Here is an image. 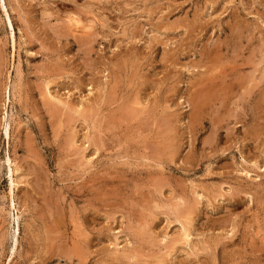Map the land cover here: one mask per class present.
<instances>
[{"label": "rangeland", "instance_id": "1", "mask_svg": "<svg viewBox=\"0 0 264 264\" xmlns=\"http://www.w3.org/2000/svg\"><path fill=\"white\" fill-rule=\"evenodd\" d=\"M125 1L0 0V264H264V0Z\"/></svg>", "mask_w": 264, "mask_h": 264}, {"label": "bare ground", "instance_id": "2", "mask_svg": "<svg viewBox=\"0 0 264 264\" xmlns=\"http://www.w3.org/2000/svg\"><path fill=\"white\" fill-rule=\"evenodd\" d=\"M61 1H63V0H61ZM67 1H69V0H67ZM97 1L99 2V0H97ZM116 1H117V0H116ZM120 1H121V0H120ZM124 1H125V0H124ZM102 2H103V1H102ZM122 2H123V1H122ZM125 2H126V1H125ZM128 2H129V1H128ZM128 2H127V3H128ZM222 2H223V1H222ZM84 3H85V2H84ZM110 3H111V2H110ZM112 3H114V2H112ZM2 4H3V3H2ZM69 4H70V3H69ZM71 4H72V3H71ZM82 4H83V3H82ZM82 4H81V5H82ZM94 4H95V3H94ZM120 4H121V3H120ZM60 5H61V4H60ZM66 5H67V4H66ZM88 5H90V4H88ZM103 5H104V4H103ZM132 5H134V4H132ZM132 5H131V6H132ZM153 5H154V4H153ZM3 6H4V5H3ZM3 6H2V7H3ZM63 6H64V4H63ZM86 6H87V5L85 4V7H86ZM106 6H107V5H106ZM111 6H112V5H111ZM126 6H127V5H126ZM135 6H136V5H135ZM61 7H62V5H61ZM74 7H75V5H74ZM87 7H88V6H87ZM92 7H95V6H92ZM132 7H133V6H132ZM132 7H131V8H132ZM3 8H4V7H3ZM62 8H63V7H62ZM70 8H71V7H70ZM75 8H76V7H75ZM83 8H84V6H83ZM95 8H96V7H95ZM100 8H101V7H100ZM59 9H60V8H59ZM67 9H68V8H67ZM86 9H87V8H86ZM90 9H91V8H90ZM105 9H106V7H105ZM109 9H111V8H109ZM113 9H114V7H113ZM116 9H117V7H116ZM128 9H129V7H128ZM134 9H135V8H134ZM68 10H69V9H68ZM71 10H72V9H71ZM93 10H94V9H93ZM95 10H97V9H95ZM95 10L92 11V12L95 13ZM107 10H108V8H107ZM117 10H118V9H117ZM119 10H120V9H119ZM69 11H70V10H69ZM74 11H75V10H73V12H74ZM90 11H91V10H90ZM98 11H99V10H98ZM122 11H123V10H122ZM122 11H121V12H122ZM126 11H127V10H126ZM130 11H131V10H130ZM65 12H66V11H65ZM75 12H76V11H75ZM85 12H86V11H85ZM87 12H89V8H88ZM96 12H97V11H96ZM99 12H100V11H99ZM102 12H103V11H102ZM110 12H111V11H110ZM110 12H109V13H110ZM112 12H113V10H112ZM117 12H118V11H117ZM67 13H69V12L67 11ZM104 13H105V12H104ZM76 14H77V13H76ZM76 14H75L74 16H77ZM98 14H99V13H98ZM105 14H106V13H105ZM66 15H67V14H66ZM102 15H103V14H102ZM102 15H101V16H102ZM74 16H73V17H74ZM105 16H106V15H105ZM105 16L103 15L102 18L105 17ZM7 17H8V16H7ZM98 17H99V16H98ZM106 17H107V16H106ZM70 18H71V17H70ZM96 18H97V17H96ZM7 19H8V18H7ZM94 19H95V18H94ZM94 19H93V20H94ZM72 20H73V19H72ZM82 20H83V18H82ZM103 21H105V20H102V22H103ZM193 21H194V20H193ZM200 21H201V20H200ZM58 22H59V21H58ZM68 22H69V20H68ZM108 22H109V21H108ZM6 23H7V22H6ZM72 23H73V22H72ZM86 23H87V22H86ZM194 23H195V22H194ZM68 24H69V23H68ZM8 25H9L10 30L13 31V30H12V26H11V24H10V22H9V19H8ZM104 25H106V23H105ZM60 26H61V25H60ZM67 26H68V25H67ZM74 26H75V25H74ZM234 26H235V25H234ZM55 27H56V26H55ZM108 27H109V26H108ZM174 27H175V26H174ZM96 28H97V27H96ZM104 28H105V27H104ZM106 28H107V27H106ZM57 29H58V28H56V31H57ZM108 29H109V28H108ZM108 29H107V30H108ZM135 29H136V28H135ZM171 29H173V26L171 27ZM67 30H68V28H67ZM70 30H71V29H70ZM105 30H106V29H105ZM173 30H174V29H173ZM65 31H66V30H65ZM131 31H132V30H131ZM165 31H166V30H165ZM167 31H168V30H167ZM170 31H171V30H170ZM106 32H108V31H106ZM121 32H124V31H121ZM254 32H255V31H254ZM10 33H11V32H10ZM100 33H101V32H100ZM109 33H110V32H109ZM134 33H135V32H134ZM68 34H69V33H68ZM103 34H104V32H103ZM112 34H113V33H112ZM10 35H11V34H10ZM78 35H79V34H78ZM126 35H127V34H126ZM129 35H130V34H129ZM132 35H133V34H132ZM57 36H58V35H57ZM60 36H61V35H60ZM63 36H65V35H63ZM63 36H62V37H63ZM66 36H67V35H66ZM85 36H86V35H85ZM111 36H112V35H111ZM113 36H114V35H113ZM79 37H80V35H79ZM82 37H83V36H82ZM91 37H92V34H91ZM99 37H100V36H99ZM132 37H133V36H132ZM160 37H161V36H160ZM184 37H185V36H184ZM69 38H70V37H69ZM123 38H124V37H123ZM127 38H128V37H127ZM73 39H74V38H73ZM91 39H92V38H91ZM135 39H136V38H135ZM84 40H85V39L83 38V42H84ZM120 40H121V39H120ZM128 41H130V40H128ZM74 42H75V41H74ZM85 42H86V41H85ZM91 42H93V41H90V43H91ZM112 42H113V41H112ZM115 42H116V41H115ZM125 42H126V40H125ZM153 42H154V41H153ZM181 42H182V41H181ZM90 43H88V44H90ZM161 43H162V42H161ZM115 44H116V43H115ZM121 44H122V43H121ZM126 44H127V43H126ZM145 45H146V43H145ZM166 45H167V44H166ZM86 46H87V43H86ZM177 46H178V45H177ZM214 46H215V45H214ZM81 47H83V46H81ZM87 47H88V46H87ZM89 47H90V45H89ZM116 47H117V46H116ZM221 47H222V46H221ZM221 47H220V48H221ZM227 48H228V46H227ZM114 49H115V48H114ZM203 49H204V48H203ZM88 50H89V48H88ZM91 50H92V49H91ZM208 50L210 51V49H208ZM215 50H216V49H215ZM164 52H165V51H164ZM213 52H214V51H213ZM88 53H89V52H88ZM218 53H219V52H218ZM220 53H221V52H220ZM171 54H172V53H171ZM200 54H201V53H200ZM207 54H208V53H207ZM215 54H216V53H215ZM169 55H170V54H169ZM219 55L221 56V54H219ZM213 56H214V55H213ZM217 56H218V54L216 55V59H217ZM204 57H205V55H204ZM218 57H219V56H218ZM201 58H202V57H201ZM221 58H222V56H221ZM204 59H205V58H204ZM253 59H254V57H253ZM127 60H128V59H127ZM199 60H200V59H199ZM211 60H212V59H211ZM220 60H222V59L219 58V59H218V63H219ZM223 60H224V59H223ZM223 60H222V61H223ZM200 61H201V60H200ZM203 61H204V60H202V64H203ZM212 61H213V60H212ZM234 61H235V60H234ZM166 62H167V61H166ZM204 62H205V61H204ZM220 62H221V61H220ZM230 62H233V61L231 60ZM200 63H201V62H200ZM224 63L226 64V62H224ZM196 64H197V63H196ZM222 64H223V63H222ZM203 65H204V64H203ZM231 65H232V64H231ZM123 66H124V65H123ZM198 66H199V65H198ZM215 66H216V65H215ZM89 67H90V66H89ZM200 67H201V66H200ZM222 67H223V66H222ZM234 67H235V66H234ZM208 68H209V67H208ZM236 70H237V69H236ZM236 70H235V71H236ZM208 71L210 72V70H208ZM237 71H239V70H237ZM206 72H207V71H206ZM212 72H213V71H212ZM251 72H252V71H251ZM202 73H203V72H202ZM218 73H219V71H218ZM234 73H235V72H234ZM234 73H233V74H234ZM237 73H238V72H237ZM244 73H245V72H244ZM210 74H211V73H210ZM254 74H255V73H254ZM207 75H209V74H207ZM211 75H212V74H211ZM234 75H235V74H234ZM204 76H205V75H203V77H204ZM216 76H217V75H216ZM236 76H237V74H236ZM236 76H235V77H236ZM251 76H253V75H251ZM231 77H232V76H231ZM235 77H234V78H235ZM205 78H206V77H204V79H205ZM216 78H218V77H216ZM229 78H230V77H229ZM240 78H241V77H239V79H238V78H237V79H233V80H235V83H234L235 85L240 86L239 84H237V83H239L238 80H241ZM246 78H247V77H246ZM252 78H253V77H252ZM199 79H200V78H199ZM202 79H203V78H201V80H199V82H200V81L203 82L204 79H203V80H202ZM208 79H209V78H208ZM250 79H251V78H250ZM229 80H230V79H229ZM231 80H232V79H231ZM233 80H232V82H234ZM236 80H237L238 82H237ZM242 80H244L243 77H242ZM210 81H211V80H210ZM212 81H213V80H212ZM259 81H260V80H259ZM193 82H198V80H196V81L193 80ZM230 83H231V81H230ZM241 83H242V82H241ZM243 83H245V81H244ZM263 83H264V82H263ZM192 84H193V83H192ZM195 84H196V83H195ZM214 84H215V83H214ZM234 84H232V86H234ZM247 84H248V83H247ZM215 85H216V84H215ZM220 85H222V82H221ZM248 85H249V84H248ZM217 86H218V85H216V87H217ZM223 86H226V85L224 84ZM250 86H252V85H250ZM250 86H248V87L250 88ZM193 87H195V86H193ZM205 87H206V86H205ZM205 87H204V88H205ZM216 87H215V88H216ZM243 87H244V85H243ZM257 87H258V86H257ZM113 88H114V87H113ZM199 88H200V87H199ZM201 88H202V87H201ZM220 88H222V87H220ZM227 88H229V87L227 86ZM252 88H254V87L252 86ZM213 89H214V88H213ZM241 89H242V88H241ZM255 89H256V88H255ZM223 90H224V89H223ZM226 90H227V89H226ZM228 90H229V92H230V89H228ZM253 91H254V90H253ZM208 93H209V92H208ZM227 93H228V92H227ZM231 93H233V92H231ZM197 94H198V93H197ZM202 94H203V93H202ZM224 94H225V93H224ZM110 97H111V96H110ZM192 97H193V96H192ZM192 97H191V98H192ZM242 97H243V95H242ZM259 97H260V96H259ZM122 99H123V98H122ZM192 99H193V98H192ZM262 99H263V98H262ZM203 100H204V99H203ZM255 100H256V99H255ZM134 101H135V100H134ZM114 102H115V100H114ZM194 102H195V101H194ZM194 102H193V104H191V105H195L196 103L194 104ZM263 102H264V101H263ZM51 103H52V102H51ZM51 103H50V104H51ZM111 103H112V102H111ZM255 103H256V102H255ZM124 104H125V103H124ZM203 104H204V103H203ZM205 104H207V103H205ZM112 105H113V104H112ZM127 106H128V105H127ZM195 106H196V105H195ZM203 106H204V105H203ZM203 106H202V107L199 106V107H201V109H202ZM229 106H230V105H229ZM254 106H255V105H254ZM57 107H58V106H57ZM57 107H56V108H57ZM255 108H256V107H255ZM81 109H82V108H81ZM228 109H229V108H228ZM229 110H230V109H229ZM263 110H264V109H263ZM77 111H78V110H77ZM77 111H76V112H77ZM87 111H88V110H87ZM196 111H197V110L195 109L194 112H196ZM148 112H149V111H148ZM197 112H198V111H197ZM67 113H68V112H67ZM79 113H80V112H79ZM79 113H78V115H79ZM120 113H121V112H120ZM198 113H199V112H198ZM201 113L203 114L202 111H201ZM80 114H81V113H80ZM194 114H195V113H194ZM196 114H197V113H196ZM214 114H215V113H214ZM226 114H227V113H226ZM258 114H259V113H258ZM85 115H87V113H86ZM124 115H125V114H124ZM127 115H128V114H127ZM131 115H132V114H131ZM200 115H201V114H200ZM231 115H232V114H231ZM59 116H60V115H59ZM188 116H190V114H189ZM172 117H173V116H172ZM191 117H192V116H191ZM60 118H61V117H60ZM68 118H69V117H68ZM53 119H54V118H53ZM136 119H137V118H136ZM166 119H167V118H166ZM172 119H173V118H172ZM172 119H171V120H172ZM163 121H164V120H163ZM169 121H170V120H169ZM191 121H192V120H191ZM213 121H214V120H213ZM170 122H171V121H170ZM168 123H169V122H168ZM221 123H222V122H221ZM191 124H192V122H191ZM9 125H10V124H9ZM262 126H263V125H262ZM192 127H193V126H192ZM9 128H10V127H9ZM168 128H169V127H168ZM257 129H259V128H257ZM255 130H256V129H255ZM251 133H252V132H251ZM7 134H8V133H7V129H5V136H7ZM73 134H74V133H73ZM162 134H163V133H162ZM165 134H166V133H165ZM249 134H250V133H249ZM169 135H170V134H169ZM257 135H258V134H257ZM257 135H256V136H257ZM259 135H260V134H259ZM163 136H164V135H163ZM171 136H173V135H171ZM173 140H174V139H173ZM91 141H92V140H91ZM166 141H167V140H166ZM174 141H175V140H174ZM65 145H66V144H65ZM173 145H174V144H173ZM177 146H178V145H177ZM94 147H95V146H94ZM171 147H172V146H171ZM173 148H174V147H173ZM165 149L167 150L168 148L166 147ZM173 151H174V150H173ZM171 152H172V151H171ZM173 154H174V153H173ZM159 156H160V155H159ZM170 160H171V159H170ZM6 162H7V161H6ZM255 167H256V166H255ZM261 170H262V169H261ZM9 171H10V170H8V172H9ZM34 173H35V172H34ZM9 175H10V174H9ZM24 175H25V174H24ZM26 175H27V174H26ZM29 175H30V174H29ZM18 178H19V177H18ZM26 178H27V177H26ZM26 178H25V179H26ZM13 179H14V178H13ZM154 179H155V178H154ZM156 179H157V177H156ZM156 179H155V180H156ZM159 180H160V178H159ZM173 180H174V179H173ZM158 182H159V181H158ZM9 183H11L10 180H9ZM164 184H165V182H164ZM9 186H10V184H9ZM13 186H14V185H13ZM155 186H156V185H155ZM13 188H14V187H13ZM180 189H181V188H180ZM11 191H12V190H11ZM180 191H181V190H180ZM180 194H181V193H180ZM194 194H195V193H194ZM233 194H234V193H233ZM210 196H211V195H210ZM10 197H11V196H9V198H10ZM182 197H183V196H182ZM182 197H181V199H184V198H182ZM184 197H185V196H184ZM196 197H197V196H196ZM218 197H219V195H218ZM93 198H94V197H93ZM167 199H169V198H167ZM181 199L179 198L180 201H181ZM193 200H194V199H193ZM213 200H214V198H213ZM141 201H142V200H141ZM173 201H174V200H173ZM185 201H186V200H185ZM187 201H189V200H187ZM9 202H10V200H9ZM11 203H12V202H11ZM177 203H178V202H177ZM148 204H149V203H148ZM174 204H175V203H174ZM183 204H184V203H183ZM197 204H198V202H196V205H197ZM176 205L178 206V204H176ZM176 205H175V208L177 207ZM180 205H181V204H179V207H177V209L180 208ZM192 205L195 206L193 203H192ZM198 205H199V204H198ZM12 206H13V204H11V208H12ZM188 206H189V204H188ZM188 206H186L187 208L184 207L185 210H186V211H185V210H184V211H185L186 213H185V215L183 214V215H184L183 218L186 219V220H187V217L190 215V211H191V209L193 208V207L191 206V204H190V206H189L190 208H189ZM8 207H9V206H8ZM191 207H192V208H191ZM151 208H152V207H151ZM196 208H197V207H196ZM13 209H14V208H13ZM181 209H182V208H181ZM193 209H194V208H193ZM194 211H196V210H194ZM177 212H178V211H177ZM179 212H180V211H179ZM175 213H176V212H175ZM180 213H181V212H180ZM182 213H183V212H182ZM192 213H193V212H191V215L194 214V213H193V214H192ZM198 213H199V212H198ZM198 213H197V214H198ZM10 215H11V214H10ZM176 215H177V214H175V216H176ZM51 216H52V215H51ZM178 216H179V215H178ZM15 217H16V216H15ZM145 217H146V216H145ZM189 217H190V216H189ZM192 217H193V216H192ZM147 218H148V217H147ZM45 219H46V218H45ZM184 219H183V220H184ZM188 219H189V218H188ZM16 220H17V219H16ZM129 220H130V219H129ZM176 220H177V219H176ZM189 220H190V219H189ZM189 220H188V221H189ZM193 220H194V219H193ZM193 220H192V221H193ZM179 221H180V220H179ZM190 221H191V220H190ZM50 222H51V221H50ZM55 222H56V221H55ZM193 222H194V221H193ZM224 222H225V221H224ZM186 223H187V222H186ZM144 224H145V223H144ZM147 224L149 225L150 223H147ZM58 225H59V223H58ZM58 225H57V226H58ZM183 225H184V224H183ZM187 225H188V224H187ZM187 225H186V226H187ZM189 225H190V224H189ZM191 225H192V224H191ZM49 226H50V225H48V228H49ZM141 226H143V224H142ZM149 226H150V225H149ZM15 227H16V226H15ZM126 227H127V226H126ZM150 227H152V226H150ZM190 227H191V226H190ZM50 228H51V226H50ZM50 228H49V229H50ZM52 228H56V227H54V225L52 224ZM184 228H185V227H184ZM49 229L47 230L48 232H49ZM57 229H58V227H57ZM138 229H139V228H138ZM50 230H52V229H50ZM53 230H55V229H53ZM179 230H180V229H179ZM182 230H183V229H182ZM16 231H17V230H16ZM47 231H46V232H47ZM150 231H151V230H150ZM183 231H185L184 240H186V239L188 238V236H189V233L187 232V230H183ZM230 231H231V230H230ZM234 231H235V230H234ZM234 231H233V232H234ZM52 232H53V231H52ZM50 233H51V232H50ZM56 233H57V232H55V234H56ZM160 234H161V233H160ZM44 235H45V231H44ZM149 235H150V234H149ZM180 235H181V234H180ZM180 235H179V236H180ZM232 235H233V234H232ZM160 236H161V235H160ZM162 236H163V234H162ZM191 236H192V235H191ZM55 237H56V236H55ZM168 237H169V236H168ZM14 238H15V237H14ZM47 238H48V237H47ZM79 238H80V237H79ZM181 238H182V237H181ZM54 239H55V238H54ZM188 239H190V238H188ZM44 240H45V239H44ZM44 240H43V241H44ZM49 240H50V239H49ZM180 240H181V239H180ZM190 240H191V239H190ZM224 240H225V238H224ZM226 240H227V239H226ZM52 241H54V240L52 239ZM52 241H51V242H52ZM55 241H56V240H55ZM214 241L216 242V240H214ZM13 242H14V244L16 243L15 240H14ZM171 242H172V241H171ZM171 242H170V243H171ZM176 242L178 243V241H176ZM218 242H219V241H218ZM49 243H50V242H49ZM56 243H57V242H56ZM56 243H55V244H56ZM142 243H143V242H142ZM204 243H205V241H204ZM221 243H222V242H221ZM228 243H229V242H228ZM174 244H175V243H174ZM209 244H210V243H209ZM218 244H219V243H218ZM165 245H166V244H165ZM169 245H170V244H169ZM201 245H202V244H200V246H201ZM205 245H206V244H205ZM219 245H220V244H219ZM13 246H14V245H13ZM13 246H12V247H13ZM43 247H44V246H43ZM170 247H172V246H170ZM174 247H175V245H174ZM174 247H173V248H174ZM193 247H194V246H193ZM193 247H192V248H193ZM195 247H196V246H195ZM203 247H204V246H203ZM203 247H202V249H203ZM47 248H48V247H47ZM56 248H57V247H56ZM61 248H62V247H61ZM70 248H71V247L69 246V250H70ZM146 248H147V247H146ZM168 248H169V247H168ZM189 248H190V247H189ZM192 248H191V250H192ZM197 248H198V247H197ZM208 248H209V247H208ZM217 248H218V247H217ZM156 249H157V248H156ZM204 249H206V248L204 247ZM204 249H203V250H204ZM13 250H14V249H13ZM13 250H12V251H13ZM46 250H47V249H46ZM48 250H49V249H48ZM56 250H57V249H56ZM171 250H172V249H171ZM174 251H175V250H173V252H174ZM194 251H195V250H194ZM61 252H62V251H61ZM69 252H70V251H69ZM197 252H198V250H197ZM68 254H69V253H68ZM83 254H84V253H83ZM142 254H143V253H142ZM146 254H147V253H146ZM146 254H145V255H146ZM173 254H174V253H173ZM179 254H180V253H179ZM206 254H207V253H206ZM48 255H49V253H48ZM148 255H151V254H148ZM170 255H171V254H170ZM83 256H84V255H83ZM83 256H82V257H83ZM52 257H53V256H52ZM160 258H161V257H160ZM224 261H225V260H224ZM136 264H137V263H136ZM207 264H208V263H207ZM210 264H211V263H210Z\"/></svg>", "mask_w": 264, "mask_h": 264}]
</instances>
